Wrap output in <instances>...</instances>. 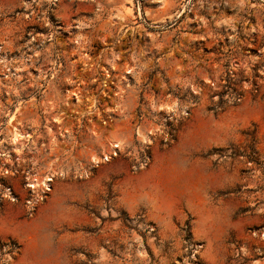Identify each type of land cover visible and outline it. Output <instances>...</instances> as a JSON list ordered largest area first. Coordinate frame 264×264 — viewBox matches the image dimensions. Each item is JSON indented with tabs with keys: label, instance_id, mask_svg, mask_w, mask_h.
<instances>
[{
	"label": "rangeland",
	"instance_id": "obj_1",
	"mask_svg": "<svg viewBox=\"0 0 264 264\" xmlns=\"http://www.w3.org/2000/svg\"><path fill=\"white\" fill-rule=\"evenodd\" d=\"M132 1L0 0V264H264V0Z\"/></svg>",
	"mask_w": 264,
	"mask_h": 264
},
{
	"label": "bare ground",
	"instance_id": "obj_2",
	"mask_svg": "<svg viewBox=\"0 0 264 264\" xmlns=\"http://www.w3.org/2000/svg\"><path fill=\"white\" fill-rule=\"evenodd\" d=\"M128 1V5H133V1L132 0H127ZM131 9V8H130ZM13 136H14V140H18L19 138H22V134L19 133V131L15 130L13 131ZM114 147H118V145H113Z\"/></svg>",
	"mask_w": 264,
	"mask_h": 264
}]
</instances>
